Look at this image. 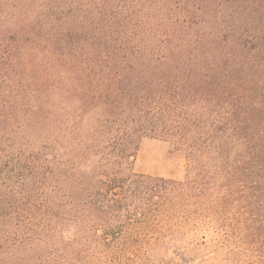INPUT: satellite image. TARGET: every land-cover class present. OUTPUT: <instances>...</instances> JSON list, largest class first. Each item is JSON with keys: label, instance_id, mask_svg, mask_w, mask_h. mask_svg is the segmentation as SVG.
Wrapping results in <instances>:
<instances>
[{"label": "trees", "instance_id": "obj_1", "mask_svg": "<svg viewBox=\"0 0 264 264\" xmlns=\"http://www.w3.org/2000/svg\"><path fill=\"white\" fill-rule=\"evenodd\" d=\"M33 2L0 19L35 63L0 70V264H112L123 227L129 264H264V0ZM146 137L184 179L134 171Z\"/></svg>", "mask_w": 264, "mask_h": 264}, {"label": "rangeland", "instance_id": "obj_2", "mask_svg": "<svg viewBox=\"0 0 264 264\" xmlns=\"http://www.w3.org/2000/svg\"><path fill=\"white\" fill-rule=\"evenodd\" d=\"M6 0H0V6H3L2 12L3 15H0V19L3 22V26L10 25L11 23L17 22V13H28V21H30V16H32V11L34 10V2L31 0H25L24 5H21L20 8L14 9L11 5H5ZM7 6V7H6ZM6 15V17L4 16ZM27 15V14H26ZM33 17V16H32ZM26 18V17H25ZM23 44V45H22ZM18 45L19 48H13L15 51L10 53L12 59L6 60L7 56L4 58V53H2L3 57H0V70H7L8 67L14 68L16 65H19L18 56L15 53L21 55L22 57L26 58V62L34 63V53H32L33 49L31 48V44L29 42H23ZM12 45V44H10ZM3 51L1 49L0 53ZM14 53V55H13ZM7 54V53H6ZM9 55V54H7ZM14 56V58H13ZM23 65V63H20ZM35 64V63H34ZM186 168H187V160L183 152L177 150L171 143L159 138H151L146 137L143 138L140 143V148L137 152L136 158L134 160L133 169L136 173H144V174H151V175H158L164 177H172L176 179H184L186 175ZM110 218V217H109ZM107 216H100L97 220V225L100 224L102 221L109 220ZM110 221V220H109ZM228 222L223 221L217 227L218 236L221 237L222 241L230 242L231 237L233 236V227ZM99 227V226H98ZM121 229V234L116 239L115 237L112 240V249L113 253L111 252L110 257H115V259L110 260L112 264H129L132 257L134 255L127 256L125 254V261H124V253L120 251L122 243H125V227ZM208 237L209 234H208ZM82 239V238H81ZM84 241V240H82ZM91 243V251L95 247L96 243L94 241H90ZM114 249L118 250L119 252L114 251ZM117 256V257H116ZM121 257L122 259H117ZM137 258V257H136ZM138 262V261H137ZM80 264H84L83 261Z\"/></svg>", "mask_w": 264, "mask_h": 264}]
</instances>
